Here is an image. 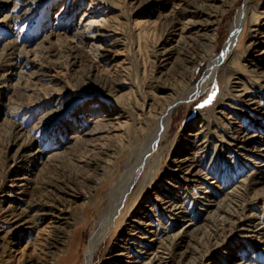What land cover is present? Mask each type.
<instances>
[{
  "label": "bare ground",
  "instance_id": "bare-ground-1",
  "mask_svg": "<svg viewBox=\"0 0 264 264\" xmlns=\"http://www.w3.org/2000/svg\"><path fill=\"white\" fill-rule=\"evenodd\" d=\"M162 1L93 0L97 13L91 11L78 31L90 46L87 77L100 74L103 59L114 67L113 74L101 75L103 96L110 100L96 117L83 118L68 140L46 139L48 126L79 99L70 83L58 86L65 80L49 77L40 86L50 66L40 63L30 75L34 87L24 86L10 99L16 119L10 120L0 161V264H58L100 175H110L126 151L127 167L90 236L85 264H93L119 219L124 226L105 264H264V0H244L222 54L192 86L199 64L217 47L224 15L238 0H164V9L170 8L158 19H133L142 4ZM14 17L6 13L2 20ZM96 26L101 29L94 32ZM120 47L133 52L117 62L119 55L110 51ZM15 48L12 41L1 58L11 60L8 50ZM20 49L26 61L10 62V75L18 77L10 85L19 87L24 69L41 55ZM217 78L218 100L175 138L163 165L174 109ZM21 113L26 115L17 120ZM77 149L85 150L64 167L62 158ZM49 167L52 173H46Z\"/></svg>",
  "mask_w": 264,
  "mask_h": 264
},
{
  "label": "rangeland",
  "instance_id": "rangeland-1",
  "mask_svg": "<svg viewBox=\"0 0 264 264\" xmlns=\"http://www.w3.org/2000/svg\"><path fill=\"white\" fill-rule=\"evenodd\" d=\"M16 2H18L19 5H16ZM100 3L103 4V6H106L103 1ZM243 3L244 0H238L237 3L224 15L217 31V47L213 50L209 57L205 58L199 64L197 73L191 79V86L199 82L205 75L212 60L222 54L224 45L231 34L232 23L236 18L239 7L243 5ZM165 5L166 3L164 0L159 3V5L153 7L148 4H142L137 8V14H133V19H136V17H140L141 15L142 18L150 21L158 19L159 13H165L170 8V6L168 7L167 5L164 9ZM99 6V2L97 4H93V0H38V2H31V0H4L0 4V92H5V95L3 93L0 96V161L3 147L7 140V130L10 120L16 119L9 109L11 105L10 99L18 98L20 94H18L17 90H19L20 93V91L23 90L22 87L24 88V86L28 85L34 87V85L31 84L30 75L32 71H38L41 65H48L51 68L48 74L44 76L45 78L41 80L39 79L38 83L40 86L47 85L44 84L47 81L45 79L49 80V77H55L65 80V83L62 81L58 84V86L64 87V85L70 83L71 86L76 89L73 91L72 96H79V99L70 103L66 108V114H62L52 125L48 126L46 131L47 140L54 139L56 144H61L65 140H68L73 131L80 127L79 124L83 118L86 117L84 119L86 120L96 117L98 113H100V105H102L104 101L110 100L106 96H103L104 91L101 87L104 81L102 76L110 73L113 74L114 67L110 66L111 62H109V60L103 59V64L105 65L101 66L100 74L92 76V78L87 77L91 69V55L89 53L90 46L86 44L85 38H83L78 31L84 30L86 21L89 18V13L94 11L96 14ZM112 7L113 6H110V8ZM23 10L27 11L24 12ZM6 13H10L15 17L5 22L2 18ZM17 15L22 16V18H16ZM99 29H101L99 26L93 28L94 32H97ZM100 39L102 40V37ZM144 39L145 37L142 36L141 41L143 44ZM245 39L247 40V38L241 34L240 42H245ZM12 41L17 47L13 50H8V54L10 53V57H12L13 60L4 61L1 58V55L7 45ZM133 41H138V36H136ZM22 47L31 49L32 52L33 50H41V55L40 57H37L40 58L37 60L38 62L40 61L38 64H35L34 67H26L24 69V71L26 70L25 72L28 74L25 73L24 76L20 77L19 80L21 81V87H19L18 85H10L18 81V77L16 75H10V72L13 71V65H10V62L24 63L26 61V57L20 49ZM132 52L133 51L130 50L129 47H120L119 49L110 51L112 55H115V53L119 55L117 62L121 61L126 56H131ZM31 58H34L33 53ZM68 61L69 63L76 61V63L68 69ZM219 71H221V67H219ZM4 72L7 74V82L5 81L6 77L3 76V74L6 75ZM39 73L43 74L42 71H39ZM176 74L180 77L179 79L182 80L184 72L181 68L176 72ZM36 76L37 75L33 78ZM217 79L216 85L213 83L194 100H187L185 102L182 101L174 109L172 114V128L168 138L163 143L165 150L163 165L169 163V153L175 138L188 124L199 116L202 110L211 108L218 100V96H220L218 94L220 92L219 86L221 81L219 78ZM4 84L8 85L4 86ZM184 92L185 88H182L179 95ZM28 94H30V91ZM209 100L211 102L206 103ZM24 115L26 114L21 113L18 115L17 120H21ZM30 120L29 126L34 124L35 119L33 120L31 118ZM83 150L85 149H77L73 152V154L69 153V158L63 157L61 160L62 165L64 164V167H68L71 163V156H80L84 152ZM128 153L129 152L126 151L125 154L121 155L117 165L114 167V170L110 175H100L102 180L98 185H96L94 190V199L86 206L83 211L84 216L82 219L74 225L73 237H71L72 241H70L66 247V250L63 252L61 260L58 264H85L88 241L93 231L98 226L103 211L109 204L110 192L113 188V184L127 167ZM53 171L54 169L49 167L47 168L46 173H52ZM11 177L12 176H9V178ZM158 180L159 179H156L152 182V187L158 183ZM149 193L150 189L141 195L139 202H137L135 206L136 208L143 203L145 196ZM122 222V219H119L114 229L105 237L94 256L93 264H105V258L108 256V252L113 246L115 239L122 231V227L124 226ZM15 241L18 242L19 237L15 236Z\"/></svg>",
  "mask_w": 264,
  "mask_h": 264
},
{
  "label": "snow or ice",
  "instance_id": "snow-or-ice-1",
  "mask_svg": "<svg viewBox=\"0 0 264 264\" xmlns=\"http://www.w3.org/2000/svg\"><path fill=\"white\" fill-rule=\"evenodd\" d=\"M208 102H211V101L209 100V101H207L206 103H208Z\"/></svg>",
  "mask_w": 264,
  "mask_h": 264
}]
</instances>
